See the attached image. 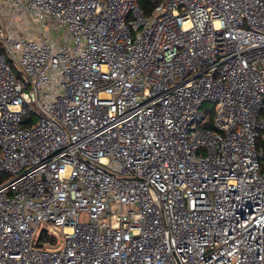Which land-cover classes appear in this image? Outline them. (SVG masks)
<instances>
[{"label":"built area","instance_id":"built-area-1","mask_svg":"<svg viewBox=\"0 0 264 264\" xmlns=\"http://www.w3.org/2000/svg\"><path fill=\"white\" fill-rule=\"evenodd\" d=\"M152 2L0 0V264H264V0Z\"/></svg>","mask_w":264,"mask_h":264},{"label":"trees","instance_id":"trees-1","mask_svg":"<svg viewBox=\"0 0 264 264\" xmlns=\"http://www.w3.org/2000/svg\"><path fill=\"white\" fill-rule=\"evenodd\" d=\"M139 4L141 6V8L144 10L145 14H150L153 6H154V3L152 2V0H139ZM210 102H206L204 104V110H205V113L208 115L209 117V122L207 123V125L209 127H211L213 124H212V121H211V118L213 116V112H214V107L213 106H209ZM264 113V112H263ZM262 113V114H263ZM259 143H261V141H259ZM8 178V175L5 174V173H1L0 172V182H3L4 180H6ZM46 235H43V239L45 238Z\"/></svg>","mask_w":264,"mask_h":264},{"label":"rangeland","instance_id":"rangeland-1","mask_svg":"<svg viewBox=\"0 0 264 264\" xmlns=\"http://www.w3.org/2000/svg\"><path fill=\"white\" fill-rule=\"evenodd\" d=\"M45 25H46L45 23L40 22V26H41L42 28H44ZM213 105H214V103H213V102H210L209 106H213ZM262 115L264 116V113H263Z\"/></svg>","mask_w":264,"mask_h":264},{"label":"water","instance_id":"water-1","mask_svg":"<svg viewBox=\"0 0 264 264\" xmlns=\"http://www.w3.org/2000/svg\"><path fill=\"white\" fill-rule=\"evenodd\" d=\"M40 238H41V234L39 235V237L37 239V244L40 245V246H42V243L39 242Z\"/></svg>","mask_w":264,"mask_h":264}]
</instances>
